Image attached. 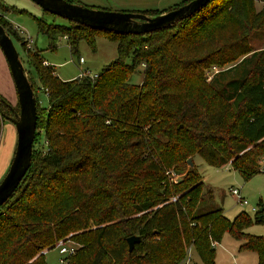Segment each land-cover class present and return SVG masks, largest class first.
Segmentation results:
<instances>
[{
	"label": "trees",
	"instance_id": "obj_1",
	"mask_svg": "<svg viewBox=\"0 0 264 264\" xmlns=\"http://www.w3.org/2000/svg\"><path fill=\"white\" fill-rule=\"evenodd\" d=\"M253 5L209 0L147 33L38 19L52 49L58 35L72 54L81 39L95 49L99 33L118 39L117 56L95 75L67 80L0 13V24L25 49L33 91L43 88L48 99L46 107L36 99L30 165L0 205V264H45V251L67 239L77 244L67 264H178L188 246L202 264H214V246L226 230L264 264V236L243 231L252 222L245 211L229 219L222 208L197 210L204 182L187 161L200 154L244 178L261 171L264 49L247 54L246 39L255 24L264 25V7ZM214 64L224 67L207 81ZM139 65L142 81L132 83L128 77ZM14 111L0 94V137ZM168 171L179 177L172 180ZM254 220L264 222V209ZM132 234L139 240L129 250Z\"/></svg>",
	"mask_w": 264,
	"mask_h": 264
},
{
	"label": "rangeland",
	"instance_id": "obj_2",
	"mask_svg": "<svg viewBox=\"0 0 264 264\" xmlns=\"http://www.w3.org/2000/svg\"><path fill=\"white\" fill-rule=\"evenodd\" d=\"M83 5L116 10V11H165L181 4L184 0H75ZM264 7V1L254 0L253 10L258 11ZM0 13L14 24L24 37H31V49L38 51V54L44 59V64L52 65L54 73L61 79L67 80L76 77L83 70L90 74H95L104 65L112 61L117 56V38L107 34L99 33L95 35V49L81 39L78 42V52L72 54L67 40L63 35H58L55 42V48L49 47V40L46 34L38 31V19L46 22H65L66 19L58 15H52L45 12L40 5L33 0H0ZM255 24V28L247 34V42L251 46L250 54L254 50L264 49V25ZM235 33L232 39L236 38ZM11 38L18 51L19 57L23 60V65L28 69L25 62L26 52L21 42L13 35ZM79 56L83 61H79ZM127 60H130L129 58ZM217 65V64H216ZM142 65H139L128 77L132 83L139 84L142 81ZM33 81L38 84L35 71L29 68ZM208 69H206V80H209ZM210 72V69H209ZM28 73V71H27ZM29 76V73H28ZM0 94L5 97L12 106L19 112L17 104L16 91L12 76L5 56L0 48ZM37 103L40 107L48 105L47 95L43 88L37 87L34 92ZM16 99V100H15ZM41 135L39 140H42ZM16 145V130L13 122L4 118L1 126L0 137V170L8 158L7 165L0 173V180L9 166ZM264 160V158L262 159ZM261 160V161H262ZM192 162L202 174L204 185L202 187V198L197 205V210H208L222 208L224 214L233 219L239 212L245 211L252 222L246 225L243 231L263 235L264 222H256L254 215L264 209V171H258L248 178H244L240 172L224 164L221 166L211 165L205 161L200 154L192 156ZM264 163V162H263ZM264 165V164H263ZM171 177V171H168ZM177 175V174H176ZM179 177V175H177ZM240 189L241 195L248 203L244 204L237 200L232 193L231 188ZM254 207L255 209H253ZM260 210V211H259ZM243 239L235 238L229 231H224L220 240L214 246V264H257V254L253 250L240 248ZM66 244L76 242L67 239ZM59 242L45 251V264H67L65 255L59 252ZM178 264H202L201 259L192 246L186 248V255Z\"/></svg>",
	"mask_w": 264,
	"mask_h": 264
},
{
	"label": "water",
	"instance_id": "obj_3",
	"mask_svg": "<svg viewBox=\"0 0 264 264\" xmlns=\"http://www.w3.org/2000/svg\"><path fill=\"white\" fill-rule=\"evenodd\" d=\"M33 1L48 12L93 28L115 33H147L192 15L209 0H188L176 7L154 14L91 7L70 0ZM0 48L7 61L19 104V112L14 111L13 115L6 116L14 124L16 145L9 166L0 180L1 205L16 189L30 165L37 113L36 97L27 69L19 57L11 36L2 24H0ZM187 161L192 164L191 158ZM138 240L139 235L136 234L127 237L129 250Z\"/></svg>",
	"mask_w": 264,
	"mask_h": 264
},
{
	"label": "built area",
	"instance_id": "obj_4",
	"mask_svg": "<svg viewBox=\"0 0 264 264\" xmlns=\"http://www.w3.org/2000/svg\"><path fill=\"white\" fill-rule=\"evenodd\" d=\"M25 41H26V46L31 48V43L33 41L32 38L29 36L25 37ZM83 60H84L83 57L79 56V61L82 62ZM223 67L224 66H218V65L214 64L210 68H208L207 72H208L209 79L212 77V75L216 71L222 69ZM209 69H210V72H209ZM80 74H90V73H88L87 70H83V71H81ZM95 74H91V75H95ZM263 162H264V160L261 161V171L264 170V165H263L264 163ZM171 173H172V175L170 178L175 181L177 178V175L173 172H171ZM231 191H232V193H234L236 195L238 201H240L241 203H244V204L248 203L247 200L241 195L239 188H237V187L231 188ZM252 208L255 209L254 207H252ZM212 244L215 245V242H212ZM57 246L59 248V252L61 254L65 255L64 258H66L70 254L74 253V251L76 249V246L72 243L66 244L65 242H59V244Z\"/></svg>",
	"mask_w": 264,
	"mask_h": 264
},
{
	"label": "crops",
	"instance_id": "obj_5",
	"mask_svg": "<svg viewBox=\"0 0 264 264\" xmlns=\"http://www.w3.org/2000/svg\"><path fill=\"white\" fill-rule=\"evenodd\" d=\"M45 61H46V60H45ZM15 91H16V90H15ZM16 99H17V94H16ZM16 99H15V100H16ZM10 161H11V160H9V163H10ZM7 162H8V158L6 159L4 166L1 168L0 173H1L2 171L4 172V169H5L6 165H7Z\"/></svg>",
	"mask_w": 264,
	"mask_h": 264
}]
</instances>
